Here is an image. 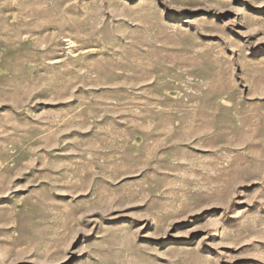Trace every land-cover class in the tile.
Wrapping results in <instances>:
<instances>
[{
    "label": "rangeland",
    "instance_id": "rangeland-1",
    "mask_svg": "<svg viewBox=\"0 0 264 264\" xmlns=\"http://www.w3.org/2000/svg\"><path fill=\"white\" fill-rule=\"evenodd\" d=\"M0 264H264V0H0Z\"/></svg>",
    "mask_w": 264,
    "mask_h": 264
}]
</instances>
